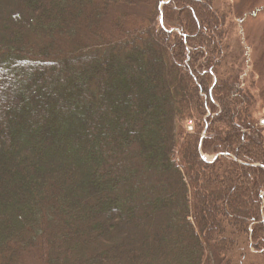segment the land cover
<instances>
[{
    "label": "trees",
    "instance_id": "obj_1",
    "mask_svg": "<svg viewBox=\"0 0 264 264\" xmlns=\"http://www.w3.org/2000/svg\"><path fill=\"white\" fill-rule=\"evenodd\" d=\"M225 20L0 0V264H264V129Z\"/></svg>",
    "mask_w": 264,
    "mask_h": 264
},
{
    "label": "rangeland",
    "instance_id": "obj_2",
    "mask_svg": "<svg viewBox=\"0 0 264 264\" xmlns=\"http://www.w3.org/2000/svg\"><path fill=\"white\" fill-rule=\"evenodd\" d=\"M213 8L226 17L224 29L229 54L223 68L227 72L234 70L241 74L244 79L242 85L255 99L251 108L253 115L264 129V0H213ZM203 157L209 161L208 156L203 154ZM204 193L210 197L211 190ZM235 195V191L229 192L219 195L215 201L224 203L226 197L229 199ZM217 214L223 223L229 217L225 207L218 208ZM137 235L139 237L136 231ZM129 238H124L123 242L127 243ZM133 242L129 240V243ZM28 262L35 264L32 259Z\"/></svg>",
    "mask_w": 264,
    "mask_h": 264
},
{
    "label": "built area",
    "instance_id": "obj_3",
    "mask_svg": "<svg viewBox=\"0 0 264 264\" xmlns=\"http://www.w3.org/2000/svg\"><path fill=\"white\" fill-rule=\"evenodd\" d=\"M189 129H191V127H189Z\"/></svg>",
    "mask_w": 264,
    "mask_h": 264
},
{
    "label": "water",
    "instance_id": "obj_4",
    "mask_svg": "<svg viewBox=\"0 0 264 264\" xmlns=\"http://www.w3.org/2000/svg\"><path fill=\"white\" fill-rule=\"evenodd\" d=\"M203 159H205V158L203 157Z\"/></svg>",
    "mask_w": 264,
    "mask_h": 264
}]
</instances>
